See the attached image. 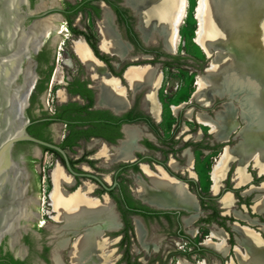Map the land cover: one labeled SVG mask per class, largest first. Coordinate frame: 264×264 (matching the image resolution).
Here are the masks:
<instances>
[{"label":"flooded vegetation","instance_id":"1","mask_svg":"<svg viewBox=\"0 0 264 264\" xmlns=\"http://www.w3.org/2000/svg\"><path fill=\"white\" fill-rule=\"evenodd\" d=\"M30 1L32 7L38 6L39 9V6H43L45 10H50L44 17L40 18L41 21L51 16H55L56 19L54 20V28H51L49 34H40L44 37L43 48L34 57L36 61L35 71L33 63L29 62L26 69L21 66L22 70L32 71L35 75L32 79V84L28 82L31 88L27 96L26 104L22 107L25 121L28 124L27 131L30 135L40 140L61 147L67 153L70 165L75 172L79 174L89 173L96 176L110 189L107 190L104 188L102 183L94 177L73 175L67 168L62 155L59 152L58 155L46 151L44 146L31 142H21L16 145L14 152L16 153V151L19 148L22 149L23 146H28L27 149H30V152L27 153L26 158L29 157L31 159V165L29 166L33 169L35 160L32 158L42 157L44 152H50L53 156H56L58 167L63 169L60 165L62 164L69 174L68 176L64 170H62L71 183L64 185L66 192L73 194L82 186L86 184L89 185L92 190L87 193L88 197L95 199L101 204L109 202L112 205L113 211L119 213L118 217L114 212L119 224L118 230H120L123 235V240L126 239V232L130 233L133 230L132 220L134 224L136 221H139L143 229L146 230L148 221L153 218H165V220L170 221L171 217H175L184 222L185 210H159L149 206V203H144L145 201L142 202V199L138 196V182L142 181L149 185L144 167L156 175L165 172L170 178L185 184L187 189L195 195L202 215L199 216L193 225H209L215 222L217 224H215V226L218 229H221V226V230L226 232L228 235L227 245L229 246V251L228 254L223 257L229 258V261H234L236 245H234L233 242L237 244V234L233 231V225L239 223L246 226L242 224L246 222L237 220L234 215L228 214L227 211L221 207L220 200L228 192L232 193L235 199L238 196L239 201L242 200L245 202V205L241 206L242 209L246 211V215L250 219L258 218V226L264 224L262 221V219H264V213L256 214L258 217L254 218L250 215V209L252 214L255 213L252 210L253 205L248 203V197H251L252 202H254L257 193L253 192L249 195H245L244 193L252 186L260 187L261 184L264 183V174L260 175L253 169L250 163L247 167V172L251 175L250 182L245 184V186H237L235 182L236 165H232L227 173L226 179L223 181V187L218 193L213 192L211 173L214 164L225 146H233L237 143L239 131L232 132L227 141L221 142L214 137L209 128L206 129V132H204L203 129H197L198 126L195 122L198 124L196 121L198 106L212 111L215 104L208 108L203 107L194 98L196 91H186L179 83L171 85L172 83L168 81L169 78L171 80H179L181 78L180 73L182 65L179 62L182 59L177 55L178 47L176 52H170L161 42H152L148 44V47L145 46L140 35L137 33V18L133 15L132 11L129 12L127 10L130 9V6L127 5L126 0ZM192 2V0H187L188 6L189 4L190 6L193 5L194 3L192 4ZM104 9L109 11L112 18L113 16L109 9L114 13V22L118 30L117 38L119 39L120 37V40L124 44H129V46L125 48V55L122 57L116 55L117 53L115 52H108L103 48L105 52H102V49L99 47V45L102 47L103 42L102 30L99 22L103 18ZM84 10L90 11L92 17L96 20L100 30L98 35L93 32L92 28L87 24L88 22L86 23V21H83V16L79 17V15L84 14ZM33 20L34 19H30V21ZM62 20H65L67 23V26L62 25L65 29L61 28L60 23ZM81 23H84V27L81 26ZM58 25L60 29H56L55 26ZM61 30H63V32ZM38 35L39 34H36L34 37L35 44ZM62 35H65V37H63L65 42L67 41L68 43L71 42L75 44L74 49L73 45H70L72 47V53L68 52V57L63 59L60 57L61 52L67 51L62 48L64 43L59 42L58 39ZM82 40H84L94 53L104 61L107 69L119 80L120 86L125 89V108L120 112H116L109 107L101 105L98 101V91L95 86L93 87L89 75L86 74L90 80L87 76H81L79 73L74 76V78L67 79L60 96L57 95V98L59 97V99H61L55 103V106L50 109V112L45 108L44 100L46 94L48 92V94L51 95L55 83L54 81H56L59 72V69L56 68L58 62H61L64 68L76 69L77 72L86 73V66L76 52L77 44L85 45ZM30 43L27 45L28 50H30L31 47ZM40 44L41 41L38 40L36 45L40 46ZM143 66H149L155 69L154 76L156 86H143L133 90L126 81L124 74L129 67L139 68ZM52 74L53 78L51 79ZM90 76L92 78V74ZM59 83L64 82L59 81ZM150 90H153V109L145 101L146 95ZM183 93L187 94L185 95V100L187 101H183ZM54 101H56L55 97L52 102ZM174 108L177 110H174ZM188 110H191L190 118L187 115ZM207 115H209V113H207ZM209 116L212 117L211 115ZM183 118L195 125L189 127L187 122H184L182 125ZM127 126L136 127L138 131V135L134 139L133 146L130 150L131 159L109 162L107 159L108 155H114L116 153L115 148L126 140L127 135L125 133V128ZM234 133L235 135L233 136ZM199 134L201 136L197 139ZM56 136H60V139H56ZM209 136L214 137V139H211ZM35 148L38 154L37 156L32 154ZM218 149L221 150L220 154L215 158L213 163L210 162L211 164L208 163L205 166L199 164V151L203 152L207 150L209 153L210 151H217ZM77 152L78 154H76ZM105 152L108 155H106ZM74 154L76 155L74 156ZM172 161L176 163V169L170 165ZM56 167L57 166H55L54 169ZM54 169L51 172L52 189L50 194L46 195L43 199V204L46 200L45 198H49L50 201L49 208L51 211L46 212V214H50L48 217L53 221L49 224L50 231L53 227L63 226L62 222L55 220L54 217L56 214L51 203V192L54 187L52 178ZM204 172H207L208 180L210 181L208 194L203 193L199 185L200 174H204ZM35 188H37V186H35ZM39 193L40 192H38V194ZM214 202L218 203L219 207L223 210L222 212L216 209ZM33 205L35 206L34 209L32 208ZM40 205V198H31V202L28 206L30 216L27 219H22L20 224L21 227H23L22 230L27 231L29 229L28 225L30 221L34 222L33 227L41 228V230L39 229L41 232L45 230L44 226H39L37 223V220L42 222L40 220ZM205 212H207L206 216L203 215ZM26 222L27 224H25ZM92 225H97V223ZM253 227L252 229H254ZM257 229V232L264 239V232L261 231V227ZM104 232L113 231L105 230L103 231V236ZM198 233H200L199 229L196 230V235ZM78 234L79 233L71 236L70 245L75 241L72 239L73 236H76L75 239H77ZM177 235L183 239L188 237L186 234H183L181 227L177 230ZM108 241L109 244L112 243L110 240ZM116 241H118V238ZM125 241V245L127 246L128 242L127 240ZM22 242L27 247L28 251L25 259L22 260L17 258L15 253L10 250L7 239H5L1 245L2 253L0 255V262L6 260L9 254L14 259L32 264V255L34 252H38V249L33 246V241L28 236L22 238ZM51 243L54 244L53 241H51ZM46 245L42 246L40 251L41 255L48 247ZM194 245L196 254L203 255L205 253L204 247L206 246L204 242L201 243L199 247L196 243ZM67 257L69 258L68 251ZM229 261L224 264H228ZM205 264L208 263L205 261Z\"/></svg>","mask_w":264,"mask_h":264},{"label":"bare ground","instance_id":"2","mask_svg":"<svg viewBox=\"0 0 264 264\" xmlns=\"http://www.w3.org/2000/svg\"><path fill=\"white\" fill-rule=\"evenodd\" d=\"M126 2L140 18L138 31L145 41L156 42L153 34L161 32L165 36L166 49L170 52H176L180 41V27L188 12L187 0H126ZM41 9H45V7L39 6L38 10ZM221 10L217 7L216 0H198L196 8L198 29L194 42L206 55L210 56L211 50L207 45L211 37L218 36L220 41L232 39L244 48L246 55L244 66L239 69L237 66L236 70L233 68L235 61L233 56L225 55V52L218 53L216 57L213 54L210 67L197 78L196 82L197 90L194 98L203 107L208 108L215 104V98L229 97V99H238L240 110H242L240 111V120L243 127L238 133L239 141L233 146H225L214 164L211 173L214 193H218L223 186V181L233 164H236L235 182L237 186H245L250 182L251 175L247 172L250 163L260 175L264 174V0H257L251 6L241 9L235 17H231L224 10ZM55 19V16H51L44 21L40 20L35 23L25 36L23 51H29L27 45L34 40L36 34H49L51 28H54ZM99 24L103 36L102 48L108 52H115L124 56L126 49L117 38L113 18L107 9L103 10V18ZM55 27L60 29L59 25ZM61 31L63 32V30ZM76 52L90 75L92 74L94 86L98 91L99 103L116 112L123 110L126 96L125 89L120 86L119 80L111 78L103 72L102 66L92 58L85 45L77 44ZM249 68L258 72V82L249 75ZM21 72L26 73L29 77L28 82L32 84L34 73L29 70H22L20 67L15 76ZM154 74L155 69L149 66L134 67L126 72V80L133 90L143 86L153 87L156 82ZM30 84L24 98L19 97L18 91L12 95L11 108L13 102L16 101L22 114V107L26 104L30 92ZM145 101L153 109V90L147 93ZM222 106L224 108L215 112L214 117H210L205 112H198L196 121L198 124L208 127L216 139L225 142L229 135L237 129L240 121H238L239 116L237 117V108L232 102H226ZM174 110L177 109L174 108ZM11 113L12 110L10 115ZM187 115L190 118L191 110H188ZM125 133L127 138L115 148L116 150L114 149L116 151L114 155L109 156L110 154L105 152L109 162L131 159L130 150L138 131L136 127L127 126ZM200 136L199 134L197 139ZM170 165L174 169L177 168L174 161ZM56 166L52 174L54 187L51 192V203L56 214L55 220L62 222L63 226L53 227L51 230L54 240V264H66L62 256L64 250L68 251L72 264H114L117 260L115 250H108L109 241L103 236L105 230L115 232L119 229L112 205L109 202L101 204L88 197L87 193L92 189L87 184L73 194L66 192L64 185L71 184L70 180L65 176L63 169L59 168L58 165ZM15 168L22 176V168ZM144 170L149 185L139 181L138 196L143 201L160 209L187 211L189 216H185L183 221L185 225L192 226L202 215L195 195L187 189L185 184L170 178L163 171L160 175H156L146 167ZM25 190L26 187L23 186L21 203L10 213L15 221L10 231L18 243L21 232L24 231L20 225L22 219H27L30 216L28 206L31 198L26 197ZM254 191H258L259 194L255 197L252 210L254 213L262 214L264 213V194L262 193L264 192V183L260 187L252 186L244 193L249 195ZM220 205L228 214L234 215L238 220L247 222L251 226L257 223V219H250L245 213L242 214L235 209L236 200L230 192L221 198ZM95 223L97 225H92ZM135 225L136 235L143 250H151L149 245L144 242L145 229L139 221H136ZM233 230L237 233L238 245L245 249V253H242L239 248H236L235 253L239 264H264V239L262 236L251 227L238 223L233 225ZM261 231L264 232V225ZM77 233H79L77 239L70 245L71 236ZM192 235L195 236L196 231H192ZM227 237L225 231L217 227L212 228L204 241V245L226 256L229 251ZM21 249L19 250L20 253L22 252ZM153 250L158 251L159 244L155 245ZM233 263L235 264L234 261L229 264ZM178 264L190 263L186 260H179ZM200 264H205V262Z\"/></svg>","mask_w":264,"mask_h":264},{"label":"rangeland","instance_id":"3","mask_svg":"<svg viewBox=\"0 0 264 264\" xmlns=\"http://www.w3.org/2000/svg\"><path fill=\"white\" fill-rule=\"evenodd\" d=\"M192 1H193L192 4L193 3L194 4L191 6L189 4L187 16H186L183 24L180 27V41H179V45H178L177 55L179 56V58L182 59L179 62L182 65L181 73H180L181 78L179 80H171L170 78L168 79V81H170L172 83L171 85L179 83L181 86H183V88L186 89V91H196L197 86H195V84H196L197 78L205 73L204 69L210 67L209 63L212 60V56H211V58L208 57V55H206L201 50V48L194 42V39L196 37V32L198 29V20L196 19V8L198 5V0H192ZM255 1H257V0H230L227 3L225 2V5H224L225 7H220V5L217 4V0H216V5H218L217 7L224 10L229 16L235 17V16H237L238 12L241 9H244L248 6H251ZM225 9L229 10V11H226ZM127 10L129 12L131 11V9H127ZM84 11H85L84 14L79 15V17L83 16V21H86V23L88 22L87 24L92 28L93 32H95L98 35L100 30L98 28V24L96 23V20H94L90 11H88V10H84ZM56 14H58V13H56ZM31 22L32 21H30V23ZM60 24H61L62 29H65L63 26H67V23L65 20H62V22ZM81 26L84 27V23H81ZM137 33L140 35L139 31H137ZM67 35H68V33H67ZM63 37H65V35H62L58 39H59V42L64 43L62 48L65 49V51H67V52H61V55H60L61 59L67 58L68 52L72 53V47L70 45H73V49H74V45H75V44H72L71 42L70 43H68L67 41L65 42L63 40ZM221 42H225L227 44V45H225V46H227V48H230L229 46H232L234 44H238L236 41H234L232 39L227 40V41H221ZM143 44L148 47L149 46L148 44H150V43H148L147 45L145 43H143ZM230 51H232V50L230 49ZM244 52L242 54H238V56L236 54L227 53V52H225L224 54L233 56V58L235 60L233 68L237 70V66H238V69L241 66H244L243 63L245 61V55H246V53H244ZM237 63H238V65H237ZM56 68L59 69V72L57 74L53 90L51 91V95H49L47 92L45 100H44L45 108L47 109L48 112H50V109L55 106V103L61 99V98L59 99V97L57 98V95L60 96V93H61V91H63V88H64L65 83H66L68 78H74V76H76L78 73L81 76H83V75H85V77L87 76L86 73L77 72L76 69H69L67 67L64 68V66L62 65L61 62L57 63ZM249 69H250L249 75L258 82V77H259L258 72L253 71V68H249ZM53 74H54V72H53ZM53 74H52L51 79L53 78ZM88 79H89V77H88ZM59 81H63L64 83H59ZM184 93L182 95L183 101H187V100H185L186 99L185 95H187V94H184ZM54 97H55L56 101L52 102ZM224 101L232 102L235 105V107L237 108V112H238L237 117L239 116L238 121H240V122L238 123V127L235 131L238 130L240 132L242 127H243V124L240 120V118H241L240 117V111H242V110H240V104H239L238 99L235 100L232 98L231 99H227V98L219 99V98H217L216 101L214 102L215 105L212 108L213 109L212 111H210L208 109H204L201 106H198V112L209 113V115L214 117L215 112L224 108V106H222V103ZM184 122H187V125L189 127H193L196 124L198 126L197 129L198 130L203 129L204 132H206V129L208 128V127L202 126L200 124H197L196 122H195V124L192 122H189L185 118H183L182 125ZM234 135H235V133L233 134V136ZM209 137L211 139H214V137H212V136H209ZM56 139L59 140L60 136H56ZM238 141H239V139H238ZM27 147L28 146L23 147L22 149L19 148L18 151L14 154V157L16 159H19L22 157V159L26 163L25 166L27 168L28 177H27L25 184L23 185L24 187H26L25 195H26V197H29V198L36 197V198L41 199V205H40L41 217H40V220L42 222L37 220V223L39 224V226H44L45 230L41 232L40 231L41 228L33 227L34 222L30 221L29 225H28L29 229L23 234L22 238H24L25 236H28L33 241V246H35L36 249H38V252L36 251L32 255V259H33L32 264H54L53 251H52L54 244L51 243V241L54 242V240L52 239V232L50 231V228H49V224H51V222H53V221L48 217L50 214H46V212L51 211V209L49 208L50 207L49 206L50 201H49V198H45L46 200L43 204V199L46 195L50 194V191L52 189L51 172L54 169V167L57 165V159H56V156H53L50 152H48V153L44 152L42 157L32 158L35 160L34 161V169H33L29 166V165H31L30 164L31 159L29 157L26 158L27 153L30 152V149H27ZM220 151H221L220 149H218L217 151H210L209 153L207 152V150L203 151V152L199 151L198 152L199 164L202 166L203 165L205 166L210 162L213 163L215 158H217L218 155L220 154ZM32 154H34V156L38 155L36 153V148L34 149V152ZM76 154H78V152ZM76 154H74V156ZM233 165H236V164H233ZM209 183H210V181L208 180L207 172H204V174H200L199 185H200L201 191L203 193L208 194ZM256 185H258V184H256ZM35 186H37V188H35ZM44 189H45V191H44ZM38 192H40V193L38 194ZM254 192L257 193L255 196V197H257V195L259 194L258 191H254ZM262 193L264 194V192H262ZM248 199H249L248 203L250 205H254V202L256 199H254V202H252L251 197H248ZM235 200H236V204H237V207H235V208L238 210V212H241L242 214L243 213L246 214V211L244 209H242V206H241V205H245V202L242 200L239 201L238 196ZM214 204H215V207L218 211H221V212L223 211L219 207L217 202H214ZM246 206H248V205H246ZM34 207L35 206L33 205L32 208L34 209ZM243 207H245V206H243ZM159 210H162V209H159ZM256 214L257 213L252 214L251 209H250V215L253 218L258 217V215H256ZM203 215L206 216L207 212H205ZM185 216L186 217L189 216V214L186 211H185ZM254 219H257L256 220L257 223L255 225L251 226L247 222L242 223V224H245L246 226L251 227V228L254 226L253 228L256 231H258L257 228L258 227L262 228L264 224L258 226V218H254ZM233 220L236 221L235 219H233ZM262 221L264 222V219H262ZM25 224H27V222ZM132 224H133V230L129 233L130 238L127 241L128 242L127 246L125 245L126 239L125 240L122 239L123 235L121 234L120 230L115 231V232H105V234H104V237L112 242L111 244L108 245V250H115V258H117V260L114 262V264H127V262H128V264H178L179 260H186L190 264H198V263H202L205 261L208 264H218V263L224 264L225 262L229 261V258H227V257L224 258L222 254L216 252L214 249L209 248V247H204L205 253L203 255L196 254V252L194 251L195 250L194 244L196 243L199 247L200 244L206 240V238L209 236L212 228L214 229L216 227L215 222L212 224H209V225L200 224L199 226L192 225L189 227V226L185 225L184 222H182L181 220H178L175 217H171L170 221L165 220V218L150 219L148 221L147 230L145 229L146 236L144 239V242H146L149 245V247L151 248V250H149V251L143 250L142 244L139 243L140 241L137 238V235L135 232V224H134L133 220H132ZM180 227L183 231V234H186L191 240H188L186 238H184V239L180 238L177 235V230ZM220 228L222 229L221 226H220ZM197 229H199L200 233H198L194 237L192 235V231H196ZM117 237H119L118 241H116ZM75 238H76V236H73L72 239L75 240ZM227 239H228V237H227ZM236 241H237V237H236ZM156 243L159 244V250L158 251L153 250V247L155 245H157ZM233 244L236 245L235 251H236V248H239L242 253H245L244 252L245 249L242 246L238 245V243L236 244L235 242H233ZM43 245H46L48 247L45 249L44 253L41 255L40 251H41ZM19 254H20V252H19ZM62 256H63V260L66 264H71L69 258L67 257V250L62 251ZM232 261L233 260L229 261V263ZM234 262H235V264H239L236 253H235Z\"/></svg>","mask_w":264,"mask_h":264},{"label":"water","instance_id":"4","mask_svg":"<svg viewBox=\"0 0 264 264\" xmlns=\"http://www.w3.org/2000/svg\"><path fill=\"white\" fill-rule=\"evenodd\" d=\"M229 1L230 0H217V4L220 5V7H225V2L227 3ZM130 9L133 12V15L137 18L136 29L138 31L140 18L137 16L136 12L132 10V8ZM109 10L113 16V25L115 31L118 34L117 26L114 22V13L111 9ZM48 12H50V10H38V6L32 7L30 0H0V247L3 241L7 239V244L10 250L15 253L17 258H20L22 260L25 259L28 252L27 247L22 242V236L26 231L21 232L19 243L10 231L15 223L10 213L21 203L23 182L25 183L28 177L25 161L22 159V157L19 159H16L14 157V149L18 143L31 142L53 149L62 155L67 168L73 175L94 177L102 183L104 188H106L107 190L110 189L96 176H93L89 173L79 174L75 172L70 165L67 153L61 147L40 140L28 133V124L25 121V116L22 114L21 108L18 107L16 101L13 102L14 104L11 108L13 93L18 91L19 97L24 98L29 88V77L26 75V73L21 72L15 76L16 71L21 66L26 69L29 62L33 63L35 71L36 61L34 57L43 48L44 37L40 35L38 37V40L41 41L40 46L35 45L34 40H32V42L30 43V50L23 51V42L25 36L29 32L33 24L36 21L41 20L40 18L44 17ZM30 19L34 20L30 23ZM153 35L155 41L163 43L165 47V36L161 32H156ZM140 37L144 43H149L148 41L144 40L141 34ZM212 38L213 37H211V39L208 41L209 43L207 45L211 50V55L208 57H211L213 54L214 57H216L220 52L233 53L237 56L238 54H242L244 52V48L238 44H234L232 46H229L230 48H227V46H225L227 44L225 42H221L218 36L214 37L213 39ZM118 40L125 48L129 46V44H124L120 40V37ZM82 42H84V44L88 47L92 57L96 60V62H98L102 66L103 72H105L111 78L117 79L110 73L104 61L94 53L89 45L84 40H82ZM99 47L100 49H102L101 45H99ZM230 49L232 51H230ZM102 52L105 51L102 49ZM211 62L209 63V65L211 64ZM130 68L133 67H129L127 71ZM207 69L208 68L204 69V72H206ZM85 72L87 75H89L94 87L93 79L91 78L86 67ZM126 72L124 74V77H126ZM227 99H229V97H227ZM215 101L216 98L214 99V102ZM226 102L229 101H224L222 105ZM11 110L12 113L10 115ZM60 165L63 168L64 172L69 176V174L65 170V167L62 164ZM15 167L22 168V176ZM142 202L144 201L142 200ZM144 203L148 204L147 202ZM148 205L153 208H157L151 204ZM162 210L166 211L170 209ZM115 213L119 217V213ZM117 238L119 239V237ZM20 248H22V252L19 254Z\"/></svg>","mask_w":264,"mask_h":264},{"label":"trees","instance_id":"5","mask_svg":"<svg viewBox=\"0 0 264 264\" xmlns=\"http://www.w3.org/2000/svg\"><path fill=\"white\" fill-rule=\"evenodd\" d=\"M44 149L46 151H50V152H53V153H56V154L59 155V153L57 151L53 150V149H50V148H47V147H44ZM129 238H130L129 233L126 232V240L128 241ZM186 239L191 240L189 237H187ZM1 253H2V248L0 247V255H1ZM0 264H27V262L19 260V259H14L11 255L8 254L7 259L2 261V262H0Z\"/></svg>","mask_w":264,"mask_h":264}]
</instances>
